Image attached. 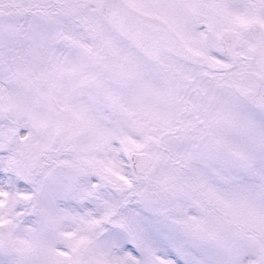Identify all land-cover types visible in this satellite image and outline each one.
<instances>
[{"label": "snow or ice", "instance_id": "6c2138e0", "mask_svg": "<svg viewBox=\"0 0 264 264\" xmlns=\"http://www.w3.org/2000/svg\"><path fill=\"white\" fill-rule=\"evenodd\" d=\"M0 264H264V0H0Z\"/></svg>", "mask_w": 264, "mask_h": 264}]
</instances>
